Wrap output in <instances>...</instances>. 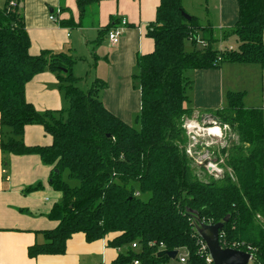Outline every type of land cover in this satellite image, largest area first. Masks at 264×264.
Instances as JSON below:
<instances>
[{
	"label": "trees",
	"instance_id": "1",
	"mask_svg": "<svg viewBox=\"0 0 264 264\" xmlns=\"http://www.w3.org/2000/svg\"><path fill=\"white\" fill-rule=\"evenodd\" d=\"M103 1L115 0H76L79 19ZM22 2L4 0L0 8V151L3 160L37 155L53 166L48 183L62 196L48 215L57 227L42 233V244L28 248L29 258L63 255L67 241L81 233L87 242L110 238L108 247L121 251L113 264H170L167 257H158L159 244L169 252L183 250L186 264H206L197 227L227 219L219 231L221 248L249 254L251 264H264L262 111L246 109L241 93H228L223 109L208 112L230 119L237 137V144L221 152V166L228 172L209 181L193 173L184 128L193 113L189 72L219 69L224 63L264 70V0H237L236 24L219 36L192 16L186 20L181 0H159L155 20L146 28L154 49L135 61L140 110L134 126L104 108L99 94L105 81L95 79L86 91L78 87L74 58L29 54L18 10ZM61 25L76 26L72 19ZM229 39L234 40L231 49L215 48ZM197 43H202L199 48ZM45 71L56 76L66 102L62 110L39 113L25 100L26 84ZM29 125L41 126L52 144L25 146L22 138ZM148 194L146 200L140 198ZM133 243L139 246L136 252Z\"/></svg>",
	"mask_w": 264,
	"mask_h": 264
},
{
	"label": "crops",
	"instance_id": "2",
	"mask_svg": "<svg viewBox=\"0 0 264 264\" xmlns=\"http://www.w3.org/2000/svg\"><path fill=\"white\" fill-rule=\"evenodd\" d=\"M181 4L185 13L196 18L202 27H211L218 36L233 29L238 18L237 0H181ZM3 5L4 0H0V8ZM158 5L159 0L103 1L90 6L82 19L76 0H23L18 10L29 37V54L63 53L74 58L72 74L79 80L78 85L82 83L88 89L95 79L105 81L106 88L99 94L104 108L131 125L140 110L139 87L132 79L135 61L138 55L154 49L153 41L146 37V28L154 22ZM50 15L55 22L49 20ZM69 19L76 26L61 25ZM121 20L127 22V27L119 43L111 46L107 33L118 28ZM200 45L197 43L198 48ZM187 46L191 52V45ZM233 46L234 40L229 39L215 48ZM190 73L188 99L193 113L221 110L227 104L228 93H241L243 106L261 110L264 120V70L259 66L224 63L219 69ZM24 96L39 113L66 107L56 76L49 71L28 82ZM22 140L27 147L52 144L51 137L38 125L26 126ZM52 168L37 155H9L3 160L0 151V264H113L121 251L108 247L110 238L87 242L81 233L67 241L63 255L29 258L28 248L42 244V233L58 224L48 219L62 198L49 186ZM38 185L41 189L37 191L23 192Z\"/></svg>",
	"mask_w": 264,
	"mask_h": 264
},
{
	"label": "rangeland",
	"instance_id": "3",
	"mask_svg": "<svg viewBox=\"0 0 264 264\" xmlns=\"http://www.w3.org/2000/svg\"><path fill=\"white\" fill-rule=\"evenodd\" d=\"M199 25L202 26L200 23ZM186 47L188 51L189 46ZM188 76L190 77L191 73ZM133 81L138 86V83L135 80ZM78 87H83V84L80 83ZM86 89L84 87L82 88V90ZM131 125L134 126V122ZM184 128L191 142L187 146V153L193 159L191 161V168L197 178L202 181H209L222 176V172H228L226 167H222L223 156L221 157V152L227 150L231 144H237L234 123L230 119L214 113L200 114L194 112L185 120ZM211 130L217 131V133L214 134ZM197 165H203L208 172L201 171L197 168ZM69 185L76 186V182L70 181ZM148 197L149 194L140 196L143 200H146ZM184 255L185 252L183 250L178 251V256ZM175 263V261L170 262V264Z\"/></svg>",
	"mask_w": 264,
	"mask_h": 264
},
{
	"label": "water",
	"instance_id": "4",
	"mask_svg": "<svg viewBox=\"0 0 264 264\" xmlns=\"http://www.w3.org/2000/svg\"><path fill=\"white\" fill-rule=\"evenodd\" d=\"M183 17L190 20V16L187 14H184ZM226 221L227 219L215 225L200 224L197 227L198 237L205 244L212 264H250L251 256L249 254L232 249H222L219 245V231ZM176 256V251H162L158 254V257H167L172 261Z\"/></svg>",
	"mask_w": 264,
	"mask_h": 264
},
{
	"label": "built area",
	"instance_id": "5",
	"mask_svg": "<svg viewBox=\"0 0 264 264\" xmlns=\"http://www.w3.org/2000/svg\"><path fill=\"white\" fill-rule=\"evenodd\" d=\"M10 6L11 7H15V3L11 2ZM49 20L53 21V22L56 21L53 15L49 16ZM126 27H127V22L125 20H121L118 28H115L112 31H109L107 33V36H106L107 42L111 46L117 45L119 43L120 36H121L122 32L124 31V29ZM229 49H231V48H229ZM221 50L222 49L219 48V51H221ZM199 244H200L199 252L205 254V262H206V264H212L211 259L209 258L208 251L206 249L205 244L201 240H200ZM149 246H151V245H149ZM130 247H131V250L134 251V252H136L139 249V246L136 243H133ZM162 251H166V249H165V247L162 244H159V252H162ZM178 251H176L177 252V256H176V258L173 261L176 262L175 264H186L187 254L185 253L184 256H178ZM171 261L172 260H170V262ZM132 264H140V262L138 260H134L132 262Z\"/></svg>",
	"mask_w": 264,
	"mask_h": 264
},
{
	"label": "bare ground",
	"instance_id": "6",
	"mask_svg": "<svg viewBox=\"0 0 264 264\" xmlns=\"http://www.w3.org/2000/svg\"><path fill=\"white\" fill-rule=\"evenodd\" d=\"M211 131H212V130H211ZM209 132H210V131H209ZM212 132H213L214 134L217 133V131H214V130H213ZM214 134H213V135H214Z\"/></svg>",
	"mask_w": 264,
	"mask_h": 264
}]
</instances>
